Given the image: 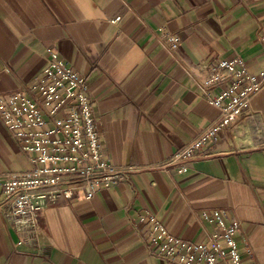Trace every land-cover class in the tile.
I'll return each instance as SVG.
<instances>
[{
  "label": "crops",
  "instance_id": "crops-1",
  "mask_svg": "<svg viewBox=\"0 0 264 264\" xmlns=\"http://www.w3.org/2000/svg\"><path fill=\"white\" fill-rule=\"evenodd\" d=\"M263 27L264 0H0V96L23 88L55 52L85 76L105 157L131 169L90 199L59 198L37 214L33 233L0 208V264H165L140 216L200 241L198 214L209 209L238 221L242 259L264 264V87L251 118L222 129L185 171L161 167L218 113L197 87L200 66L240 58L264 70ZM165 34L179 37L175 52ZM30 167L0 120V174Z\"/></svg>",
  "mask_w": 264,
  "mask_h": 264
},
{
  "label": "built area",
  "instance_id": "built-area-1",
  "mask_svg": "<svg viewBox=\"0 0 264 264\" xmlns=\"http://www.w3.org/2000/svg\"><path fill=\"white\" fill-rule=\"evenodd\" d=\"M119 21L120 17L111 20ZM258 38L264 48V27ZM161 42L175 52L180 40L165 34ZM200 69L204 76L196 78L197 87L218 113L162 168L185 171L222 129L251 118V98L264 87V70L252 73L240 58L215 60ZM87 91L85 76L50 51L45 66L28 84L0 96V120L31 165L0 174V208L20 230L33 233L37 214L59 198L80 194L90 199L101 188L124 181L131 171L105 157ZM198 217L204 238L189 241L170 233L152 213L141 215L148 223L151 254L165 264H249L238 248V221L221 209L201 210ZM206 225L211 227L209 232H205Z\"/></svg>",
  "mask_w": 264,
  "mask_h": 264
}]
</instances>
